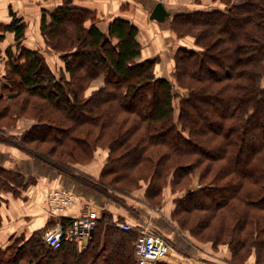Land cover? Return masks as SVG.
Returning <instances> with one entry per match:
<instances>
[{"label":"trees","instance_id":"trees-1","mask_svg":"<svg viewBox=\"0 0 264 264\" xmlns=\"http://www.w3.org/2000/svg\"><path fill=\"white\" fill-rule=\"evenodd\" d=\"M226 1V10L184 11L172 19L175 30L181 21L209 35L197 40L206 53L179 49L175 73L188 94L177 120L173 83L155 72L159 56L138 60L142 44L132 21L115 18L104 33L97 12L73 0L43 9L41 32L65 61L58 76L38 48L24 44L27 23L11 12L10 22H0V39L7 32L15 38L6 49L10 65L0 88V117L37 118L20 137L25 149L101 193L118 198L144 189V200L158 208L166 188H173L172 217L180 226L216 242L227 235L233 253L245 249L246 259L254 251L264 264V0ZM230 18L240 22L233 56L221 41ZM100 74L106 85L85 98V84ZM6 91L16 94L8 99ZM100 143L109 155L98 181L70 168L91 160ZM218 161L225 162L215 167ZM197 168L203 178L191 185ZM33 182L0 163V210L5 192L21 196ZM1 218L0 211V228ZM103 220L101 215L81 254L68 241L50 248L37 230L0 244V264H125L121 258L136 264L131 242L137 235L112 227L102 240ZM71 221L62 219L64 227Z\"/></svg>","mask_w":264,"mask_h":264},{"label":"crops","instance_id":"crops-1","mask_svg":"<svg viewBox=\"0 0 264 264\" xmlns=\"http://www.w3.org/2000/svg\"><path fill=\"white\" fill-rule=\"evenodd\" d=\"M75 4L90 8L97 12L99 16V21L97 26L104 33L108 32L110 23L115 18H124L132 21L139 28L138 40L144 46V50L147 46V53H143L145 57L155 56V25L160 26L168 24L171 21L172 11L165 0H73ZM159 1H163L166 9L169 11L168 16L163 21H158L151 18V13ZM63 3V0H0V22L8 23L11 20V12L16 13L18 17H23V20L27 23L26 37L27 40L24 44L30 48H40L43 45V37L41 34V15L42 10H53L56 6ZM165 27V26H160ZM31 32L35 33L34 43L31 42ZM14 33L7 32L5 37L0 42V47L7 48L9 45L13 44ZM164 40L161 42L160 46L168 48V38L165 35ZM167 39V40H166ZM164 43V44H162ZM186 43L182 46H186ZM189 46V45H187ZM44 50L47 52V47L43 46ZM171 47L169 46V49ZM151 49V50H148ZM158 53V52H157ZM162 53V52H160ZM160 53L156 55H161ZM162 56V55H161ZM7 82L0 75V88H2ZM29 129V127L27 128ZM6 159L16 163L22 164V167L14 166L16 169H20L25 173L27 178H34L35 182L30 183L21 192V196H15L13 193L4 194L5 202L1 204V212L7 210V215L4 214L3 217H7L11 223H20L17 229L9 232V238L12 235H20L24 233L27 237H30L35 231L41 230L42 233L48 229L50 226L60 222L63 224V218L72 219L74 216H79L86 204L90 207L97 209L99 215L104 217V230L102 232V240L104 238V233L107 229L118 228L120 232H125L126 234H136L135 231H128L119 226L118 222H131L137 217L141 219H150L156 227L161 230H166L167 227L170 228L172 225L170 213L174 209V200L165 199L160 207L155 205L147 204L146 201L140 198H132V196L127 195L126 198L133 200V203H126L127 200L121 197H114L109 194L101 193L100 191L94 189L95 187L86 186L85 183L81 182L74 176L66 173L58 172L56 169L49 165L38 162L32 158L22 156L18 158L15 153L10 154L7 152L5 155ZM104 164H101L103 167ZM87 168L76 165V169L90 177L99 178L101 174L102 167L95 170L94 164L85 165ZM67 187L72 189L77 194V202L62 216L50 215L47 211L44 191L49 188ZM93 188V189H91ZM167 188V190H169ZM164 192V194H165ZM121 196V195H119ZM130 196V197H128ZM168 200V201H167ZM9 207L10 210L7 209ZM4 212V211H3ZM2 212V213H3ZM107 212V213H106ZM106 215V216H104ZM144 217V218H143ZM95 233V230H94ZM93 233V234H94ZM137 235V234H136ZM174 236V234H170ZM174 246V250L171 254L164 259L162 264H205L210 263L207 255L204 253L202 246L198 245L196 242L189 240L183 234L177 233L176 240L171 239ZM91 239V238H90ZM89 239V240H90ZM136 239V238H135ZM89 240L72 241L70 242L75 246V252L81 254L89 248ZM133 240L131 244L133 245ZM99 264H103L100 262Z\"/></svg>","mask_w":264,"mask_h":264},{"label":"rangeland","instance_id":"rangeland-1","mask_svg":"<svg viewBox=\"0 0 264 264\" xmlns=\"http://www.w3.org/2000/svg\"><path fill=\"white\" fill-rule=\"evenodd\" d=\"M165 1L167 2L168 6L170 7V9L173 13L171 16L170 23L160 25V26H165L164 28L155 25V56H159L158 57V63L155 66V72L157 73V75H159L161 77L168 78L173 83V92L175 94L174 95L175 113H174L173 117L175 120H177L178 119L177 114H179V108L181 105L180 100L183 97H185V95L188 94L187 89L180 86L178 76L175 73L176 66L179 62V60H178L179 56H182V54H183L182 52L179 51V49L182 45L189 43V44H187V45H189V48H192L193 50H198L200 53H202L204 51L206 53V51H207L206 46L203 44L198 45L197 40H206L209 35H208L207 31L206 32L201 31L200 30L201 27L194 26V25L191 26V25L183 23L181 21L178 22L181 25L180 28L178 30H175L172 19H173L175 14H177L179 12H184V11H194V10L213 9V8L214 9L219 8L222 10H226V2L227 1L226 0H165ZM49 11H51V10H49ZM255 13L257 14L258 11H255L253 14H255ZM239 23L240 22L237 21L236 19L232 20L230 18L226 22L225 26L223 27V30H225L224 31L225 34L221 35V37H222L221 41H223L222 43H224L225 46L229 47L228 51L226 52L227 54H229V56H233L232 54L236 55V53H233L234 48L236 46V45L234 46L233 40L236 38L235 31H236V33L239 32V29H240ZM236 26H238V27L236 28ZM192 31H194L195 34H193ZM26 33H27V31H26ZM26 33L24 36L25 37L24 41L27 40ZM41 34H42V32H41ZM165 35L167 36L168 41H169L168 45H166V46H168V48H165L163 45L160 46L161 42L164 40L163 37ZM218 35H217V38H218ZM30 36H31V40H32L31 42L34 43L35 33L31 32ZM42 37H43V45H42V47H40L38 49L45 55L49 65L54 69L55 73L58 76H61V73H63L62 70L65 67V61H63L62 57L60 56V53L51 50V48L47 45L45 37L43 36V34H42ZM12 40L14 41L12 46H14L15 45V38H12ZM2 41L3 40L0 39V42H2ZM162 44H164V43H162ZM43 46H46L48 48L47 52L44 50ZM169 46L171 47L170 49H169ZM141 47H142V55L138 58V60H144L146 58H149V57H145V55H143V53H145V54L147 53V46H146L145 50L143 48L144 47L143 45ZM7 48L3 47V44H2V47H0V75L3 76L5 81H6L5 75L8 73L9 65H10L9 60H8V55L6 54ZM148 50H151V49H148ZM157 52L158 53L162 52V53H160L162 56L156 55V54H158ZM205 53H203V54H205ZM237 57H238V55H237ZM231 58H234V57H231ZM112 81H115V80L112 79ZM105 85H106L105 75L100 74L99 76L93 78V80L88 81L85 84L83 96L85 98H88V97L92 96L95 92H97L99 89L103 88ZM263 87H264V85H263ZM112 88H113L112 84H108L107 90H110ZM14 94H16V93L6 91L5 92V98L12 99L14 97ZM56 114L58 116H61V117L64 116V113H62V112H59V114L58 113H56ZM36 121H37V118L26 115V114H22V115L18 116V118L15 120H13L11 118V116H9V115L0 117V137L3 139L2 140L0 138V163L1 164H3L6 167H11V168H14V166H18L19 168L22 167V164L18 165L16 163H13V162L6 159L7 157H5V155L7 154V152H9L10 154L15 153L16 156H18V158L20 156H22L21 159H23L26 156L28 158H32L38 162H41L43 164L50 166V164L48 162L31 155V153H29L27 151V149H25L26 148L25 144L20 140L22 133L24 131H26L28 127L30 128ZM12 140H16L17 144L13 143ZM248 153H249V151H248ZM108 155H109V148L106 145L104 146V145H102V143H100L98 145V147L96 148L94 155H93L91 160H89L88 162H84L82 164L76 163L74 165L75 166L79 165V166H82L84 168H87L85 165L94 164L95 170H97V168H100L101 164H104V165L106 164V162L108 161ZM224 162L225 161H218L215 164V167L217 165L221 166V164H223ZM74 165H72L70 168L76 169V167ZM104 165H103V167H104ZM200 170H201V168L195 169L194 173L191 175L192 179H191V182L189 184H191V185L198 184L199 180H201L203 178L202 173H200ZM100 177H101V174H99V178ZM92 178L95 179L96 181H98V179H99V178L97 179L94 177H92ZM203 181L205 182L204 179H203ZM259 183H261V182H259ZM84 185H86V184H84ZM99 185L103 187V191H104V185L101 182H100V184H98V186ZM86 186H88V185H86ZM257 187H259V186H257V185L253 186V188H257ZM167 188H169V187H167ZM178 188L180 189V187H178ZM91 189H93V188H91ZM96 190H97V188H96ZM8 193L9 192H5L4 194H8ZM102 193H104V192H102ZM144 194H145L144 189H136L130 196H132V198H135V199L140 198L141 200H144ZM121 195L122 196H118V197H121V198L127 200L126 203L129 204V201H130V203L134 204L133 200L128 201V199L126 198L127 195H124V194H121ZM175 195H176L175 191L173 190V188L170 187V189L167 190V192H165V194H164V200L165 199L170 200L171 198H174ZM130 196H128V197H130ZM144 201H146V200H144ZM159 201H161V200H159ZM146 203L149 204L148 202H146ZM7 209L10 210L9 207H7ZM3 211H2L3 213L1 212L2 224H1V228H0V244L6 245V244H8V241H9V236H8L9 232H12V230L17 229L18 225L20 223L9 222L8 219H5L7 217H3L4 214H6V215L8 214L7 210H3ZM172 211L169 212L171 215L170 218H171L172 225L170 226V228L167 227L166 230H164V229L161 230L162 233L167 236V238L170 239V236H171L170 234H174V236H171V239L174 238L176 240L177 233L183 234L189 240H192L193 242H196L198 245L202 246L203 251L207 255L208 260H211L212 263L216 262L218 264H260L256 260V253L254 251L249 256H247L246 259L241 258L243 256V253L247 252V250H245V249L244 250L240 249L238 252L235 251L233 253L232 247L234 246V242L227 235H225L224 237L220 236V238H225V241L222 240L220 242H216L214 240L209 239L210 237L206 238L204 235H198L197 233L195 234L194 232H191L190 230L184 229L182 226H180V224L177 222V220H175L172 217ZM235 254H237L236 258L234 257ZM135 255H136V252L134 250L133 256L136 257ZM102 256H100V257L103 260L104 257H102ZM136 259H137V257H136ZM121 262L126 264V262L123 258H121ZM136 264H137V260H136Z\"/></svg>","mask_w":264,"mask_h":264},{"label":"built area","instance_id":"built-area-1","mask_svg":"<svg viewBox=\"0 0 264 264\" xmlns=\"http://www.w3.org/2000/svg\"><path fill=\"white\" fill-rule=\"evenodd\" d=\"M43 196L47 211L53 216L64 215L78 199L77 194L67 187L46 189ZM99 217V211L86 204L82 214L74 216L68 227L57 222L43 232L42 240L52 249L60 248L64 241L89 240L98 225ZM117 224L125 230L136 232L134 248L137 264H162L168 254L174 250L172 241L150 219L137 217L131 222H118Z\"/></svg>","mask_w":264,"mask_h":264},{"label":"water","instance_id":"water-1","mask_svg":"<svg viewBox=\"0 0 264 264\" xmlns=\"http://www.w3.org/2000/svg\"><path fill=\"white\" fill-rule=\"evenodd\" d=\"M169 14V11L166 9L165 4L163 1L157 2L152 13L151 18L155 20L163 21ZM94 233V231H93Z\"/></svg>","mask_w":264,"mask_h":264}]
</instances>
